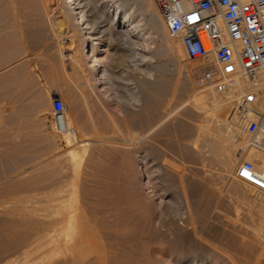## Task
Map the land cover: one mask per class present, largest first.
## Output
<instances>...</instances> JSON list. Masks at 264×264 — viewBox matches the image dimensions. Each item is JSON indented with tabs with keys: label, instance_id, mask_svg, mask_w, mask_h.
<instances>
[{
	"label": "rangeland",
	"instance_id": "1",
	"mask_svg": "<svg viewBox=\"0 0 264 264\" xmlns=\"http://www.w3.org/2000/svg\"><path fill=\"white\" fill-rule=\"evenodd\" d=\"M85 1L109 24L103 77L85 53L81 75L67 51L35 41L38 26L16 14L24 0H0V264H264V193L234 175L240 157L264 166V154L192 73L145 102L139 81L161 66L178 75L161 51L171 34L139 0H119L141 22L124 35L110 0ZM56 95L77 143L53 127Z\"/></svg>",
	"mask_w": 264,
	"mask_h": 264
},
{
	"label": "built area",
	"instance_id": "2",
	"mask_svg": "<svg viewBox=\"0 0 264 264\" xmlns=\"http://www.w3.org/2000/svg\"><path fill=\"white\" fill-rule=\"evenodd\" d=\"M169 34L181 38L196 60L192 79L199 89L222 97L264 154V0H156ZM52 121L75 141L63 100L52 98ZM240 157L234 175L264 193V166Z\"/></svg>",
	"mask_w": 264,
	"mask_h": 264
},
{
	"label": "bare ground",
	"instance_id": "3",
	"mask_svg": "<svg viewBox=\"0 0 264 264\" xmlns=\"http://www.w3.org/2000/svg\"><path fill=\"white\" fill-rule=\"evenodd\" d=\"M21 1H23V0H20V2ZM24 1L26 3L22 2L24 5L22 4V8L16 14L21 15V17L23 16L22 18L28 19V23H31V26L32 25L38 26L37 27L38 29L35 27L36 28L35 39H34L35 41L37 40V42H42V43H44L45 41L46 42L48 41L46 43L48 46H49V44H51L52 46H55V48L58 47L57 49L59 50L58 52L60 53L59 54L60 56L64 54L63 52L67 51L66 57L70 60V63L71 62L73 63V65L76 67V69L78 71L83 69L84 64L82 62L81 56H82V53H85L88 57H90V65L89 66L91 68H93L95 74L101 75L100 77L105 76L106 70L103 67L104 66L102 64L103 59L101 60V58L99 57V53L101 51H106L104 49L102 50L101 47L103 45H105V43H104L105 37L104 36L107 35L108 33H104V31L109 29V24L106 22L99 24L98 23L99 20L97 21L98 17H96V15L94 17L93 16L91 17L89 15V10L86 6L85 0H29V1L24 0ZM89 1H90L89 3H91V0H89ZM110 1H111V6L114 7L116 10V13L114 14V16H112V18L118 20V24L121 27V30L119 32L121 34L124 35L130 31H132L133 29L139 28L138 26L141 22L139 21V19L138 20L130 19V17L134 14H132L131 11H129L124 6L123 2H120L119 0H110ZM139 2L143 3L144 7L147 9L148 17L150 20L149 22H151V24H152L151 26L157 30L156 32H160L164 35H169V33L166 29L165 22L161 16L160 10L154 4L153 0H139ZM15 4L18 5V3H15ZM97 12L102 13L103 11L99 10ZM76 21H78V23H81V26H82L81 29H83L82 30L83 32L80 33V30H79V27H78ZM28 23H27V25H29ZM45 23L48 24V30L45 29V27H44ZM32 28H34V27H32ZM110 28H111V26H110ZM82 36H85V38L83 39ZM170 36H171L170 40L167 41V43H165V44H167V49L166 50L164 49L161 51L163 53L164 52L173 53V55L176 57L177 62H178V67H179L178 75H177L176 79L173 81L172 77H170L166 74L165 67L161 66L158 69V76L155 77L153 81H151L152 79H149L150 81L142 80L141 82L139 81L140 79L138 80L140 83V86H142L144 91H145L144 92L145 93L144 96L146 95V97H144L146 100L145 102L150 103V104L152 102L153 103L157 102L161 98L163 99L165 92L168 89L176 90L177 88L181 89V87H185L187 85V81H189L188 75L190 73H192L191 71H192V67L194 64L192 66H189L188 70L187 69H184V71L182 70L183 68L187 67L189 64L187 63V60H186L187 56L185 54L181 38L179 36H175V35H170ZM40 45H43V44L40 43ZM82 45H84L83 51L80 48ZM33 46H35V45H33ZM43 46H45V45H43ZM52 46L49 47L50 48L49 50H51ZM163 48H165V47H163ZM47 49H48V47H47ZM85 54H83V55H85ZM64 57H65V55H64ZM66 57H65V59H66ZM64 62H65V60H64ZM84 69H85V67H84ZM79 73L82 75V73L80 71H79ZM148 73H150V72H148ZM84 74L86 75V73H84ZM152 74L153 73L151 72L150 77L152 76ZM87 78H88V75H87ZM87 78H85V79L87 80ZM99 79L100 78H98V80ZM146 79H148V78H146ZM88 82H90V80H88ZM207 92H209V91H207ZM213 96H215V95H213ZM213 96L211 97L212 99L217 98L216 97L217 95L215 96L216 98H213ZM150 104H147V106L149 107ZM154 104H156V103H154ZM154 104H153V107L155 106ZM151 105H150L149 110H152ZM65 110L66 109L64 107V112H65ZM65 116H66V120H67L66 123L71 127L70 121L67 118L66 112H65ZM73 131H74L75 141L73 139H72V141L77 143V140L79 139V137H81V134H80L81 131L79 132L78 129H76V128H73ZM65 134L67 135V137L69 136L67 133H65ZM78 134H79V137H78ZM68 138L70 141V139H71L70 136ZM90 142L91 141H89V143ZM83 143H85V141ZM87 143L88 142H86L85 144H87ZM157 156H158V154H157ZM230 165H232V164H230ZM227 167H228V165H227ZM228 168H231V167H228ZM247 183L250 184L249 182H247ZM250 185H252V184H250ZM252 186L254 188L258 189L254 185H252ZM247 189L254 196L258 195V194H256V192H254L252 190V188H247ZM7 224H8V222H7ZM5 245H6V243H5ZM5 245L0 246V253L4 252V251L9 252L8 249H10V247H7V245L6 246ZM10 254H11V252H10ZM12 259H13V257H12ZM12 259L9 258L8 261L11 263ZM1 261L2 260H1V256H0V263H1Z\"/></svg>",
	"mask_w": 264,
	"mask_h": 264
}]
</instances>
